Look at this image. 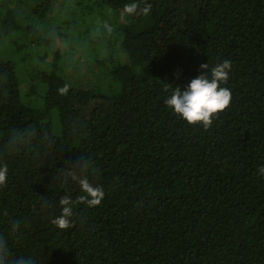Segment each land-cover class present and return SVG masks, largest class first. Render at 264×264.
I'll use <instances>...</instances> for the list:
<instances>
[{"label": "trees", "instance_id": "trees-1", "mask_svg": "<svg viewBox=\"0 0 264 264\" xmlns=\"http://www.w3.org/2000/svg\"><path fill=\"white\" fill-rule=\"evenodd\" d=\"M26 1L18 22L0 0V242L36 264H264V0H60V22L53 0ZM132 3L123 22L109 17ZM43 19L71 25V46L59 34L31 67L50 42ZM76 48L97 76L60 94ZM223 60L229 106L207 129L188 125L167 95ZM83 162L105 192L95 207L64 179ZM65 195L73 227L59 230Z\"/></svg>", "mask_w": 264, "mask_h": 264}, {"label": "clouds", "instance_id": "clouds-1", "mask_svg": "<svg viewBox=\"0 0 264 264\" xmlns=\"http://www.w3.org/2000/svg\"><path fill=\"white\" fill-rule=\"evenodd\" d=\"M152 5L146 3L139 11L148 15ZM129 14L137 12V5L132 3L125 7ZM204 69L202 74L191 78L183 88L173 87L167 95L164 103L180 119L188 125H199L204 129L209 128L215 116L225 110L231 101V90L222 85L228 80L231 71V62L223 60L217 63L210 70V75L205 73L207 64L200 66ZM68 86L58 89L60 94L66 93ZM86 162H83L77 171H67L64 179L66 182H73L79 186L83 195L78 197L79 202L88 207L98 206L105 196L104 190L90 182L86 172ZM8 168L0 164V185L6 182ZM259 174L264 175V165L259 168ZM76 201L65 195L59 198L57 206L59 213L53 215L51 223L59 230L73 227V207ZM16 231V225L12 226ZM0 264H36V259L31 254L14 255L13 250L6 241L0 242Z\"/></svg>", "mask_w": 264, "mask_h": 264}, {"label": "rangeland", "instance_id": "rangeland-1", "mask_svg": "<svg viewBox=\"0 0 264 264\" xmlns=\"http://www.w3.org/2000/svg\"><path fill=\"white\" fill-rule=\"evenodd\" d=\"M12 1V0H8ZM15 3L14 4V9L13 13L15 15V18L17 19L18 22H21L23 19V16L25 13L29 11V4L26 0H13ZM62 4L60 3V0H53V5H52V12L54 13L55 11H58L56 13V20L57 22H60V20H70L71 21V7H67V10H64L66 7L61 6ZM193 6L192 0H182V7L186 9H191ZM62 8V9H61ZM127 12L125 11V8L120 9L116 12H111L109 14V17L112 19H116L117 21L123 22L125 19H127ZM48 19V18H46ZM43 19L42 22L38 24V33L43 37L44 39L50 41L48 44L44 46V48L41 51L37 52V55L35 58H32L29 61V64L31 67L35 66L36 63L39 61L41 64L48 58V55L46 54L47 50L52 52L56 49L57 46V41L54 40L59 34H65L68 33L66 38H63L61 36V40L59 41L60 43L64 41L65 43H68L69 46H71V25L68 27L65 24L58 25L56 22H49L48 20ZM81 49V48H80ZM80 49L76 48L74 49L75 51V56L77 57L75 61L70 65L65 64V77H66V84L68 87L74 88V89H80V88H87L91 86L94 83V79L97 76V67L95 65V62L93 60V57L91 56L89 59H87L84 54H80ZM70 50V48H69ZM63 51V50H62ZM61 52V50H60ZM70 58V55L67 56ZM18 59L14 57V62L17 61ZM68 60V59H66ZM71 61V59H70ZM19 62V61H17ZM61 62H65V59H62ZM19 64H16V72L18 71L19 74L21 73V67L19 68ZM43 64H48V63H43ZM52 64V63H50ZM45 66V65H44ZM48 67V65H46ZM29 87L28 82H23L21 84V88L24 92L27 91ZM25 102H28L30 104V100L32 98H23ZM54 121H55V115H54Z\"/></svg>", "mask_w": 264, "mask_h": 264}]
</instances>
